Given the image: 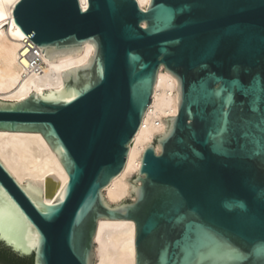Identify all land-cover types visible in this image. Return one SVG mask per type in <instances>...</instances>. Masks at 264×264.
Masks as SVG:
<instances>
[{"label":"water","instance_id":"1","mask_svg":"<svg viewBox=\"0 0 264 264\" xmlns=\"http://www.w3.org/2000/svg\"><path fill=\"white\" fill-rule=\"evenodd\" d=\"M21 0L15 24L62 90L0 100V131L42 134L69 175L52 205L42 182L0 161V244L33 264H94L99 221L136 224V264H264V0ZM179 83L168 118L130 179L126 167L161 69ZM159 145L160 153L155 146ZM141 184V185H140Z\"/></svg>","mask_w":264,"mask_h":264},{"label":"bare ground","instance_id":"2","mask_svg":"<svg viewBox=\"0 0 264 264\" xmlns=\"http://www.w3.org/2000/svg\"><path fill=\"white\" fill-rule=\"evenodd\" d=\"M20 1L0 0V100L7 102L28 98L32 90L42 94L45 90L64 89L65 81L59 72L88 63L95 51L93 44L86 43L80 56L48 63L42 50L15 24L14 10ZM80 1L87 8V0ZM137 1L142 9L151 2ZM28 56H39L42 61L32 66ZM179 101L177 79L162 68L153 103L130 147L126 167L104 190L108 204L118 206L131 197L135 201L130 179L139 175L145 151L167 131L168 118L178 113ZM155 149L160 153L159 145ZM0 161L19 182H42L43 201L48 205L69 182L68 173L42 134L0 131ZM95 244L94 264H136L135 222L99 221Z\"/></svg>","mask_w":264,"mask_h":264},{"label":"trees","instance_id":"3","mask_svg":"<svg viewBox=\"0 0 264 264\" xmlns=\"http://www.w3.org/2000/svg\"><path fill=\"white\" fill-rule=\"evenodd\" d=\"M0 264H33V258L20 257L0 244Z\"/></svg>","mask_w":264,"mask_h":264},{"label":"built area","instance_id":"4","mask_svg":"<svg viewBox=\"0 0 264 264\" xmlns=\"http://www.w3.org/2000/svg\"><path fill=\"white\" fill-rule=\"evenodd\" d=\"M27 56H23V58H25ZM28 58L30 59L32 66H36L37 64H40L42 59L39 56H36L34 58H31L30 56H28Z\"/></svg>","mask_w":264,"mask_h":264},{"label":"snow or ice","instance_id":"5","mask_svg":"<svg viewBox=\"0 0 264 264\" xmlns=\"http://www.w3.org/2000/svg\"><path fill=\"white\" fill-rule=\"evenodd\" d=\"M0 232H2V209H0Z\"/></svg>","mask_w":264,"mask_h":264},{"label":"rangeland","instance_id":"6","mask_svg":"<svg viewBox=\"0 0 264 264\" xmlns=\"http://www.w3.org/2000/svg\"><path fill=\"white\" fill-rule=\"evenodd\" d=\"M127 200H129V201H133V198L131 197V198H128Z\"/></svg>","mask_w":264,"mask_h":264}]
</instances>
